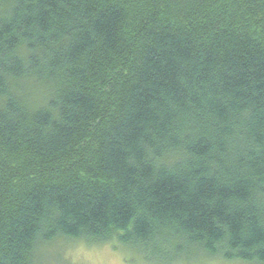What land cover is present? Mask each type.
<instances>
[{"label": "trees", "instance_id": "trees-1", "mask_svg": "<svg viewBox=\"0 0 264 264\" xmlns=\"http://www.w3.org/2000/svg\"><path fill=\"white\" fill-rule=\"evenodd\" d=\"M60 237L264 264V0H0V264Z\"/></svg>", "mask_w": 264, "mask_h": 264}, {"label": "rangeland", "instance_id": "rangeland-1", "mask_svg": "<svg viewBox=\"0 0 264 264\" xmlns=\"http://www.w3.org/2000/svg\"><path fill=\"white\" fill-rule=\"evenodd\" d=\"M129 249L119 250L114 244L91 245L83 240L60 237L40 252L43 264H145ZM195 256V252H193ZM197 255V253H196ZM199 259L203 258L199 255ZM191 264H246L224 262L220 258H204Z\"/></svg>", "mask_w": 264, "mask_h": 264}]
</instances>
